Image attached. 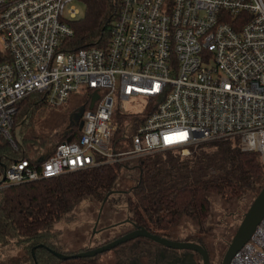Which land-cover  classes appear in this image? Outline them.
Here are the masks:
<instances>
[{
	"label": "built area",
	"instance_id": "2783aa9c",
	"mask_svg": "<svg viewBox=\"0 0 264 264\" xmlns=\"http://www.w3.org/2000/svg\"><path fill=\"white\" fill-rule=\"evenodd\" d=\"M75 1L0 0V136L13 149L26 96L60 106L85 89L99 94L82 114L79 140L40 163L0 165V189L166 150L187 156L233 136L264 158V0H120L106 47L67 52ZM137 99L146 108L133 114L144 117L133 148L117 151L119 126L137 122L119 125L115 116L132 115L125 103ZM229 264H264V216Z\"/></svg>",
	"mask_w": 264,
	"mask_h": 264
},
{
	"label": "trees",
	"instance_id": "16d2710c",
	"mask_svg": "<svg viewBox=\"0 0 264 264\" xmlns=\"http://www.w3.org/2000/svg\"><path fill=\"white\" fill-rule=\"evenodd\" d=\"M79 1L85 6L84 15L69 21L74 33L62 42L61 50L75 52L106 47L109 25L115 18L120 0ZM92 93L93 89H86L81 96L85 97L77 103H73L71 95L64 104L72 102L75 106L70 105L66 115H54L60 121L52 127L37 121L35 113L39 105L49 104L42 95L33 94L20 100L12 129L23 128V143L17 141L12 129L18 149H13L0 136V165L7 167L12 161L25 158L40 163L49 158L61 142L69 138L79 140L82 116L75 113L89 109ZM143 118L120 112L115 116L121 125L137 122L134 123L136 129ZM117 151L124 152L122 149ZM123 166V161L107 163L1 188L0 264H35V260L38 264H99L98 255L59 259L46 247L39 249L37 245L44 243L52 248L46 241L54 224L82 200L88 198L103 203L120 183ZM137 167V180L124 189L127 218L134 226L159 235L169 233L184 220L196 223L200 232L206 233L212 197L220 198L227 205L249 192L257 196L264 186L262 154L257 150L242 149L239 136L201 143L187 156L174 150L148 154L138 158ZM13 249L17 251L10 255Z\"/></svg>",
	"mask_w": 264,
	"mask_h": 264
},
{
	"label": "rangeland",
	"instance_id": "374dc122",
	"mask_svg": "<svg viewBox=\"0 0 264 264\" xmlns=\"http://www.w3.org/2000/svg\"><path fill=\"white\" fill-rule=\"evenodd\" d=\"M72 5L79 11L77 17H82L85 11L84 4L76 0ZM84 92L73 94V103H77L80 99L84 98L85 96L81 97L84 95ZM73 103L70 102L69 105L64 104L54 107L53 105L51 107L49 104L43 103L39 105L38 112L35 113L37 121L41 125L48 124L49 127H52L60 121V118L53 116L66 115L68 108H70L69 106H75ZM116 105H119L120 109H122L120 100L117 97ZM145 108L143 100L140 99L128 100L124 107L125 111L132 115L143 113ZM79 113L78 110L75 114ZM119 127V131L113 138L116 146H114L113 142L112 148L115 147L116 150L122 149L123 151L131 150L133 148L131 139L136 133L135 124L130 125L124 130L122 126ZM13 132L17 141L23 143L25 134L23 128L16 126ZM137 161L138 158L136 157L127 158L123 161L124 166L120 175V183L116 184L115 190L107 197L104 203L100 204L88 198L79 202L63 219L54 224L50 237L46 241L52 248L44 243L37 245V248H50L64 255L79 253L98 248L108 241L111 242V240L113 241L115 237L125 231L129 227L130 222L128 221L129 218H127L125 209L126 194L124 193V189L133 185L137 180ZM255 197L254 193L249 192L240 200L227 203V205L220 198L212 197L211 215L205 224L206 233H201L196 223L184 220V222L172 229L168 234L166 233V235L173 238L179 237L180 239L194 238L204 240L210 250L212 261L221 264L229 243ZM117 248L99 254L97 258L98 263L105 264L106 261H110L113 254L117 252ZM35 249L36 247L33 251ZM16 251L17 249H13L9 253L12 255ZM107 262L106 264H108Z\"/></svg>",
	"mask_w": 264,
	"mask_h": 264
},
{
	"label": "water",
	"instance_id": "95a60500",
	"mask_svg": "<svg viewBox=\"0 0 264 264\" xmlns=\"http://www.w3.org/2000/svg\"><path fill=\"white\" fill-rule=\"evenodd\" d=\"M99 94L97 91H94L91 96V103L89 108L92 109L95 105V102L98 100ZM83 112L79 113L78 116H82ZM83 127V121L80 122V129ZM67 141H71L69 138ZM107 199V198H106ZM103 201V203L106 201ZM264 216V186L255 197L250 208L245 212L242 221L234 234L231 242L228 245V248L224 254L221 264H229L233 256L250 240L256 226L260 223L261 219ZM130 222V220H128ZM137 238H148L151 239L163 246L176 250H190L198 252L203 260V264H211L209 251L201 244L196 242H176L169 240L167 238L161 237L157 234H153L144 227H138L130 233H127L119 238L114 239L113 241L101 245L98 248L87 250L84 252L74 253V254H60L54 250L47 248L54 256L59 259H68V258H90L96 257L97 255L107 252L111 249H114L124 243H127L131 240ZM35 258V257H34ZM35 264H38L35 260Z\"/></svg>",
	"mask_w": 264,
	"mask_h": 264
},
{
	"label": "flooded vegetation",
	"instance_id": "af4514ba",
	"mask_svg": "<svg viewBox=\"0 0 264 264\" xmlns=\"http://www.w3.org/2000/svg\"><path fill=\"white\" fill-rule=\"evenodd\" d=\"M133 226V223L130 222L129 227L114 239L130 233L138 228L137 226H134L133 228ZM159 236L176 242L199 243L209 251L211 259L210 250L207 247L206 242L202 239H180L179 237L173 238L168 237L166 233ZM107 243H109V241L104 244ZM124 244L118 246L117 252L113 254V256L110 258V261H106L108 264H203L202 257L198 252L168 248L148 238H137ZM211 264L217 263L211 259Z\"/></svg>",
	"mask_w": 264,
	"mask_h": 264
},
{
	"label": "crops",
	"instance_id": "0c3cea01",
	"mask_svg": "<svg viewBox=\"0 0 264 264\" xmlns=\"http://www.w3.org/2000/svg\"><path fill=\"white\" fill-rule=\"evenodd\" d=\"M139 241V240H138Z\"/></svg>",
	"mask_w": 264,
	"mask_h": 264
}]
</instances>
